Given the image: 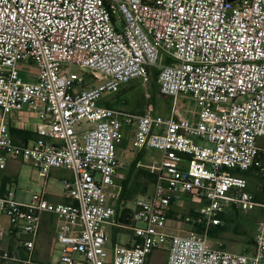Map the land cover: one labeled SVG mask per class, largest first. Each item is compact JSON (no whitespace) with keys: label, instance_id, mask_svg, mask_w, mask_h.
<instances>
[{"label":"built area","instance_id":"obj_1","mask_svg":"<svg viewBox=\"0 0 264 264\" xmlns=\"http://www.w3.org/2000/svg\"><path fill=\"white\" fill-rule=\"evenodd\" d=\"M152 69L160 94L174 101L168 116L151 103L140 114L102 105L133 80L148 84ZM182 95L197 104L191 118L177 109ZM0 111V171L10 160L29 162L44 180L28 202L0 189L1 262L34 264L42 216L50 214L60 221L59 264H146L157 249L168 264L264 263V202L244 176L260 166L264 138V0H0ZM16 111L38 119L31 145L11 136L5 118ZM83 121L92 128L78 130ZM125 127L131 152L161 157L150 167L151 192L131 202L122 223L126 164L117 149ZM53 169L72 173L68 203L47 198ZM185 198L200 215L176 216L192 228L171 233L170 215ZM230 206L263 210L254 254L213 247L209 232ZM106 226L129 229L132 243L107 249Z\"/></svg>","mask_w":264,"mask_h":264},{"label":"crops","instance_id":"obj_2","mask_svg":"<svg viewBox=\"0 0 264 264\" xmlns=\"http://www.w3.org/2000/svg\"><path fill=\"white\" fill-rule=\"evenodd\" d=\"M118 94V93H117ZM116 94L112 99L108 98L102 101V105L108 107H116L117 98ZM3 115L0 111V121ZM7 125L9 126L11 136L15 143L21 145H31L32 142L37 138L35 132L38 119L30 114L27 111H16L11 113L5 118ZM258 146L260 149V157L264 167V138L258 140ZM131 138L125 147V151H118V157L124 161L126 164L123 172L125 179L131 174L132 168H142L150 171V166L145 165L147 158V153L149 149L142 151L131 152ZM160 152V151H159ZM161 153V152H160ZM160 162V161H159ZM159 164V163H158ZM155 164V165H158ZM28 167V168H27ZM56 170H65V169H53L48 178L46 179V189L50 192L47 198L53 203H68L69 200L64 197V187L65 184L72 180V175L70 176H58L54 175ZM27 171L28 180H23V173ZM68 171V170H67ZM70 172V171H69ZM71 173V172H70ZM72 174V173H71ZM248 181L247 191L254 196V198L259 202H264V192L262 191V185L264 180L259 176V171L255 168L250 169L244 173ZM251 177H256L259 181V188L253 190L250 188L249 181ZM19 179L24 181L23 186L19 189H15L16 199L21 202L22 200L31 199V196L34 192L41 191L43 189V178L39 176V170L37 167L29 162H22L17 160H10L7 164V167L4 171H0V189L4 188H13L14 183L19 185ZM121 181L122 183L125 181ZM120 182V183H121ZM137 183V182H136ZM131 184V183H130ZM135 184V183H134ZM122 187V184H121ZM122 191V190H121ZM20 194V195H19ZM142 196V195H138ZM135 196L130 202H132L136 197ZM128 203L125 204V206ZM176 212L175 209H173ZM263 210L260 208L251 210V211H242L233 206H230L226 211L220 216L222 221L221 225L223 227V232L218 234L216 238H211V243L213 247L224 249L233 253L239 254H254L256 252L255 244V233L259 221L262 219ZM223 217V218H221ZM7 227L6 223L4 225ZM60 227V221L56 219L53 215L44 214L42 216V222L40 231L35 239V248L32 254L34 264H54L53 263V251L55 246H57V231ZM113 228V233L116 234L121 231L123 228ZM168 230L171 233L177 232H186L189 231L192 226L186 223H178L175 221V216L170 215L168 222ZM215 228V227H214ZM212 228V229H214ZM133 241V234L130 231L129 237L126 240L117 242L116 238L113 240V244H131ZM8 247L13 246V241L10 237L5 238V243ZM111 246V247H112ZM20 256L25 259V252H21ZM167 251L165 249H157L153 251L148 259L146 264H168L167 262ZM0 264H16L13 262H1ZM264 264V263H263Z\"/></svg>","mask_w":264,"mask_h":264},{"label":"rangeland","instance_id":"obj_3","mask_svg":"<svg viewBox=\"0 0 264 264\" xmlns=\"http://www.w3.org/2000/svg\"><path fill=\"white\" fill-rule=\"evenodd\" d=\"M24 67L25 68H30L31 71L36 72V67L34 65H31L29 63H24ZM22 78L25 80H32V75L30 76L27 72H22L21 74ZM156 83L151 79L150 82L146 85H143L141 83L140 79H136L131 81L128 85L124 86L119 92L118 94H116V98H117V102H116V109L122 110V111H128V112H132L134 114H140L143 113L147 107L148 104H153L155 109H156V113L161 114L163 116H168L174 106V101L171 98L168 97H164L163 95L160 94L159 90H157V88L155 87ZM114 96V95H112ZM112 96L107 97L106 99L110 98H114ZM181 109V114L183 117L186 118H191L193 117L194 113L197 110V104L196 102L188 95H182L179 99H178V105H177V109ZM92 128V125H90L87 121H83L80 125H78L77 129L78 130H82V129H89ZM124 133H125V137L123 139V141L120 143V145L118 146V149L120 151L121 148V152L125 151V147L127 146V143L130 141V138L132 139V131L129 127H125L124 128ZM160 157H161V153L158 150H154V149H149L148 153H147V158L145 161V165L150 166V165H155L158 164L160 161ZM28 168V167H27ZM137 169V165L136 168ZM134 169V171H135ZM135 172H132L131 174H133V178L130 179L129 183H133L134 182V174ZM55 176H70L72 175L69 171L67 170H56L53 173ZM27 179L28 180V173L27 171H24L23 173V180ZM22 179H19V185L17 186L16 183H14L13 185V189H19L21 188V186H23V181ZM123 181V180H121ZM119 181V182H121ZM137 182L140 184V188L138 189V193L135 196L138 195H147L151 192L153 185L150 184V182L145 179V178H138ZM122 184V182L120 183V185ZM250 188L253 190H257L259 188V181L256 177H251L250 181ZM148 187L147 190L143 193L144 188ZM20 195V194H19ZM21 202H27V200H22ZM182 206H180V203H177V206L174 207V209L176 210V216H182V221H186V218L189 216V212L192 209H197L198 207L194 206L188 199H183L182 202ZM132 203L129 202L126 207L130 208L132 207ZM122 210V208L120 209V211ZM176 218V217H175ZM177 220V219H176ZM181 221V218H180ZM2 222L5 223L6 220L3 218ZM106 230L107 233L109 235V239H108V245H107V249L110 250L112 244H113V240H115L117 242L123 241L128 239L129 234H130V230L127 228H123L121 231H119L118 233L114 234L113 233V228L111 226H106ZM61 254L59 251V246H55L54 251H53V263L54 264H59V260H60Z\"/></svg>","mask_w":264,"mask_h":264},{"label":"trees","instance_id":"obj_4","mask_svg":"<svg viewBox=\"0 0 264 264\" xmlns=\"http://www.w3.org/2000/svg\"><path fill=\"white\" fill-rule=\"evenodd\" d=\"M167 63H169L168 61H166ZM150 75H151V79L156 83L155 87L157 88V90H159L158 85H157V71L156 69H152L150 71ZM259 162H260V166L258 167H253L255 169H257L259 171V176L262 180H264V167H263V163L260 157V153H259ZM135 167L132 168L131 173L135 172L134 174V182L133 183H129L130 179L133 178V174H130L125 181L122 183V191L120 194V198L118 201V205H117V216H118V220L122 223H127V216H128V212L129 209L125 206L126 203H129L133 198L134 195H136L139 191L138 189L140 188V184L137 182L138 178H145L147 179L150 184H154L156 176L151 173L149 170L146 169H142V168H138L135 169ZM137 182V183H136ZM135 183V184H134ZM148 187L144 188L143 193L147 190ZM262 191L264 192V183L262 185ZM122 208V210L120 211V209ZM171 215H174L176 217V212H172ZM189 215L191 216H199L200 213L196 210V209H192L189 212ZM223 218V217H221ZM197 230L201 229V226H196ZM223 227L222 225H218L216 226L214 229H211L209 232V236L211 238H216L218 236V234H220L221 232H223Z\"/></svg>","mask_w":264,"mask_h":264},{"label":"water","instance_id":"obj_5","mask_svg":"<svg viewBox=\"0 0 264 264\" xmlns=\"http://www.w3.org/2000/svg\"><path fill=\"white\" fill-rule=\"evenodd\" d=\"M228 1H230V2H235V1H237V0H228Z\"/></svg>","mask_w":264,"mask_h":264}]
</instances>
